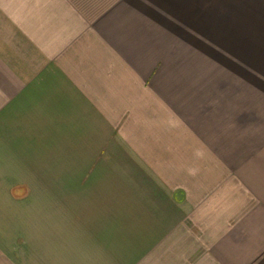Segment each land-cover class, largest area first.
Masks as SVG:
<instances>
[{"label": "crops", "instance_id": "1", "mask_svg": "<svg viewBox=\"0 0 264 264\" xmlns=\"http://www.w3.org/2000/svg\"><path fill=\"white\" fill-rule=\"evenodd\" d=\"M0 264H264V0H0Z\"/></svg>", "mask_w": 264, "mask_h": 264}]
</instances>
